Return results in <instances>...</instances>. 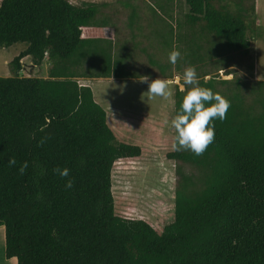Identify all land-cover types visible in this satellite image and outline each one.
<instances>
[{
    "label": "trees",
    "instance_id": "16d2710c",
    "mask_svg": "<svg viewBox=\"0 0 264 264\" xmlns=\"http://www.w3.org/2000/svg\"><path fill=\"white\" fill-rule=\"evenodd\" d=\"M232 1L235 10L224 0H185L187 59H204V42L213 44L206 51L215 59L226 58L222 48L249 55L248 15L255 14V0ZM100 12L99 4L68 0L0 2V47L26 45L10 63L12 75L0 77V227L6 258L17 264H264V81L249 86L197 76L200 87L231 106L225 120L212 121L215 139L202 155L166 154L176 163L173 223L159 232L144 220L118 216L114 165L139 158L143 149L117 140L107 111L77 80L84 69L91 78L134 77L92 36ZM25 57L34 66L47 59L49 76H20ZM184 87L175 89V116L192 86ZM175 136L176 131L174 143ZM12 157L16 164L10 166ZM57 167L70 169L69 177L61 178L53 171ZM67 179H74L71 188L65 187Z\"/></svg>",
    "mask_w": 264,
    "mask_h": 264
},
{
    "label": "rangeland",
    "instance_id": "374dc122",
    "mask_svg": "<svg viewBox=\"0 0 264 264\" xmlns=\"http://www.w3.org/2000/svg\"><path fill=\"white\" fill-rule=\"evenodd\" d=\"M224 1L230 10H235L232 0ZM251 1L248 0V4ZM129 2L121 0V5L113 2L105 6L98 19L100 24H109L102 41L107 54L122 59L125 65L123 71L136 78L83 80L81 77L78 81L82 85H92L96 101L107 108L117 140L139 145L143 149L139 158L122 159L114 165L112 193L115 214L126 219L144 220L161 232L175 219L176 163L166 156L174 150L175 129L171 121L175 118V89H180L175 78L180 76L182 84L184 70L194 66L197 76L203 80L233 78L237 83L250 86L259 81L254 79L256 67L258 79L264 81V0L260 1L258 15L250 12L248 15L247 38L252 43L248 56L222 48L226 58L215 59L206 51L213 44L204 42L203 51H200L204 59L199 61L186 57L190 42L185 41V34L189 31L185 26V15L188 13L185 0H172L171 3L166 0ZM115 26L118 29L121 27L122 34L115 33ZM123 34L130 37L123 38ZM206 38L209 42L213 40L209 34ZM193 41L190 52L194 55L197 41L195 38ZM25 48L23 43L0 47V77L12 75L10 63ZM174 49L181 53L175 65L169 61V53ZM21 62L23 69L20 76L23 77L47 78L52 67L47 59L40 66L32 65L30 57L23 58ZM87 64L85 62L84 66ZM90 70L87 69L88 73ZM81 72L87 75L86 69ZM171 74L174 77L168 80L172 81L169 88L172 95L167 99L160 96L149 98L146 93L148 84L140 82L141 76H148L150 82ZM183 167L189 171V166ZM3 230L0 227V236ZM2 248L4 243L0 237V250Z\"/></svg>",
    "mask_w": 264,
    "mask_h": 264
},
{
    "label": "clouds",
    "instance_id": "9594fccd",
    "mask_svg": "<svg viewBox=\"0 0 264 264\" xmlns=\"http://www.w3.org/2000/svg\"><path fill=\"white\" fill-rule=\"evenodd\" d=\"M180 55L178 50L171 51L169 53L170 63L175 65ZM141 77L140 82L148 84L146 93L149 98L160 96L167 99L172 95L169 91L172 81L157 78L149 82L148 76ZM182 79L183 83L181 84V77L175 78L181 92L185 91V85L192 87L183 97L180 113L171 121V125L176 131L173 149L175 151L190 150L200 156L215 139V126L212 121L215 119L225 120L231 105L230 101L219 93H213L211 89L199 86L194 66H189L184 70ZM8 163L10 166L15 165V157L10 158ZM26 168L27 162L25 161L20 167V172L23 174ZM53 171L61 178H67L70 175V169L66 167L63 169L57 167ZM73 184L74 179H67L65 187L71 188Z\"/></svg>",
    "mask_w": 264,
    "mask_h": 264
},
{
    "label": "crops",
    "instance_id": "0c3cea01",
    "mask_svg": "<svg viewBox=\"0 0 264 264\" xmlns=\"http://www.w3.org/2000/svg\"><path fill=\"white\" fill-rule=\"evenodd\" d=\"M71 4L73 5H80L82 3H94V4H99L101 6V10L107 6V5H110L112 4L113 2H120L121 0H68ZM260 1L261 0H255V14L258 15L259 13V10H260ZM111 2V3H110ZM127 2H129V0H127ZM130 3V2H129ZM119 5H121L119 3ZM101 14V12L96 16L95 20H94V24L91 28V34L93 37L97 38V39H102L103 41V37L105 36L103 33H104V30H106L108 28V25L109 24H100L99 21L100 19H98V16ZM104 19V18H103ZM102 19V20H103ZM109 19V18H107ZM120 27V26H119ZM121 29V27H120ZM118 29V26H115V33H120L122 34V29L120 30ZM122 36H124L123 38H129L130 35L128 34H123ZM103 44V43H102ZM106 47V45H104ZM85 76V75H84ZM88 75H86V77H82L83 80H99V79H102V80H109V79H115V80H129V79H134L136 77H125V78H117V77H100V78H91V77H87ZM81 78V77H80ZM259 78V74H258V70L257 68L255 67V80H260L258 79ZM166 80V78H163ZM79 80V78L77 79ZM168 80V79H167ZM264 80V79H262ZM90 88L92 87L89 86ZM92 89V88H91ZM93 91V90H92ZM94 94V92H93ZM95 97V96H94ZM96 100V98H95ZM100 104V103H99ZM103 107V106H102ZM106 111H107V108L103 107ZM108 114V112H107ZM2 229V227H1ZM4 229V228H3ZM2 239H3V243H4V230L2 231V234L0 236ZM0 264H17V261L15 258H11V259H7L6 256H5V244H4V249L2 248L0 250Z\"/></svg>",
    "mask_w": 264,
    "mask_h": 264
}]
</instances>
